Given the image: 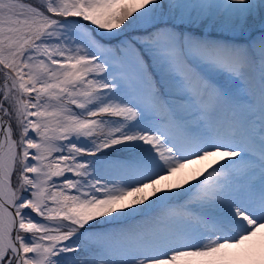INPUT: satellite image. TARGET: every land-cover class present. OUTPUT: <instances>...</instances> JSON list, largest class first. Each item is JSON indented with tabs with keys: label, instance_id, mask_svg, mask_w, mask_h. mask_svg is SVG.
<instances>
[{
	"label": "snow or ice",
	"instance_id": "6c2138e0",
	"mask_svg": "<svg viewBox=\"0 0 264 264\" xmlns=\"http://www.w3.org/2000/svg\"><path fill=\"white\" fill-rule=\"evenodd\" d=\"M0 264H264V0H0Z\"/></svg>",
	"mask_w": 264,
	"mask_h": 264
},
{
	"label": "bare ground",
	"instance_id": "6f19581e",
	"mask_svg": "<svg viewBox=\"0 0 264 264\" xmlns=\"http://www.w3.org/2000/svg\"><path fill=\"white\" fill-rule=\"evenodd\" d=\"M195 167H197V166H194V168H195ZM179 175H184V173L182 172V173H180Z\"/></svg>",
	"mask_w": 264,
	"mask_h": 264
}]
</instances>
